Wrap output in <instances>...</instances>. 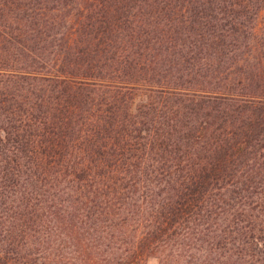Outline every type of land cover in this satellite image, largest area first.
Returning a JSON list of instances; mask_svg holds the SVG:
<instances>
[{
  "label": "trees",
  "instance_id": "16d2710c",
  "mask_svg": "<svg viewBox=\"0 0 264 264\" xmlns=\"http://www.w3.org/2000/svg\"><path fill=\"white\" fill-rule=\"evenodd\" d=\"M0 264H264V0H0Z\"/></svg>",
  "mask_w": 264,
  "mask_h": 264
}]
</instances>
